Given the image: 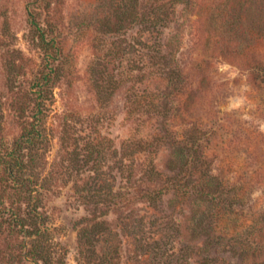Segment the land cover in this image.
I'll list each match as a JSON object with an SVG mask.
<instances>
[{
	"label": "rangeland",
	"instance_id": "obj_1",
	"mask_svg": "<svg viewBox=\"0 0 264 264\" xmlns=\"http://www.w3.org/2000/svg\"><path fill=\"white\" fill-rule=\"evenodd\" d=\"M132 2L0 0V264H264V0Z\"/></svg>",
	"mask_w": 264,
	"mask_h": 264
},
{
	"label": "trees",
	"instance_id": "obj_2",
	"mask_svg": "<svg viewBox=\"0 0 264 264\" xmlns=\"http://www.w3.org/2000/svg\"><path fill=\"white\" fill-rule=\"evenodd\" d=\"M134 2V3H133ZM132 4L127 5V8L124 10L123 15H127L128 17H130L132 19V21H136V23L138 24H144V23H148L149 19H146V15L143 14L142 12H139L135 6V4L137 3V0H133ZM142 8V6H141ZM125 15V16H126ZM126 16V17H127ZM153 21V20H151ZM149 23H153V22H149ZM31 24L33 25V27L35 29H37V23L34 19H31ZM114 25H117L116 23H114ZM113 25V26H114ZM155 25V23L153 24ZM106 28L110 27L108 26V23H106V25L104 26ZM39 36H42V33L39 34ZM28 138H25V140L23 139V141H27ZM139 152H135L132 153V155H138ZM135 160L136 159H132L131 162H129L128 167L129 170L131 168V166L133 164H135ZM137 164V163H136ZM147 172H149L150 175H156L157 171L155 169V167L153 165H150L148 167V169H146ZM130 175H132V173H128V178H127V182H129V188H131V191H126V192H122L118 193L115 190H113V188L109 187L107 191H103L100 189V187H98L97 189H95L93 192L94 194L90 197H86V203H91L93 204V208H91V212H95L96 208L98 206V203L102 200V201H107V202H112V203H116V200H114L115 198H117V196L119 197V195H121V198L126 200V205H130L132 202V199L135 196H138L139 194H141V190L140 188H138V182L137 179H134L133 182H131L130 179ZM152 196V195H151ZM153 197V196H152ZM104 221L102 220H98L94 223V225L88 229V228H83L80 232V240L81 242L84 244H89L91 243L92 239H91V233H102V231L100 230L101 228L103 229V225H104ZM94 230V231H93ZM97 241V240H96ZM90 256V254H89Z\"/></svg>",
	"mask_w": 264,
	"mask_h": 264
}]
</instances>
